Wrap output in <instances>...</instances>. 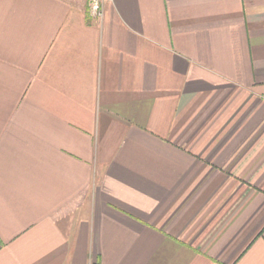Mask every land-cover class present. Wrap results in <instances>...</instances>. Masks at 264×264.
Returning a JSON list of instances; mask_svg holds the SVG:
<instances>
[{"label": "crops", "instance_id": "obj_1", "mask_svg": "<svg viewBox=\"0 0 264 264\" xmlns=\"http://www.w3.org/2000/svg\"><path fill=\"white\" fill-rule=\"evenodd\" d=\"M0 0V264H264V0Z\"/></svg>", "mask_w": 264, "mask_h": 264}, {"label": "built area", "instance_id": "obj_2", "mask_svg": "<svg viewBox=\"0 0 264 264\" xmlns=\"http://www.w3.org/2000/svg\"><path fill=\"white\" fill-rule=\"evenodd\" d=\"M105 0H88L90 14L93 18L101 19L104 16Z\"/></svg>", "mask_w": 264, "mask_h": 264}]
</instances>
